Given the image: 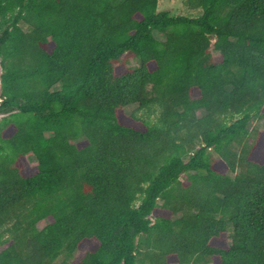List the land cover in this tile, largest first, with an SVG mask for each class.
<instances>
[{
  "label": "trees",
  "instance_id": "obj_1",
  "mask_svg": "<svg viewBox=\"0 0 264 264\" xmlns=\"http://www.w3.org/2000/svg\"><path fill=\"white\" fill-rule=\"evenodd\" d=\"M157 1L0 0V264H264V0Z\"/></svg>",
  "mask_w": 264,
  "mask_h": 264
},
{
  "label": "rangeland",
  "instance_id": "obj_2",
  "mask_svg": "<svg viewBox=\"0 0 264 264\" xmlns=\"http://www.w3.org/2000/svg\"><path fill=\"white\" fill-rule=\"evenodd\" d=\"M157 11H166L171 16H185V17H191V18L198 17L200 15L199 10H189L185 4V0H158L157 1ZM154 38L158 41H162L163 35L159 33H154ZM210 55L212 56V60L214 62L219 61V57L216 52L211 50ZM118 64H122L124 68H128V67H135L137 63L135 60L131 58H126V59L124 58V59H121ZM134 109H135L134 105L127 106L123 110H121V114L125 118H127L129 117V114L133 112ZM200 114L198 113V115ZM137 127L140 128L139 126ZM247 129L256 130L258 132H264V119H258V118L251 119L247 124ZM7 134H9V132ZM21 162L25 168L29 169L27 173H30V171L32 172L33 165L35 162L33 161V158L31 156L28 155L27 157L23 158ZM49 222H50V219L47 218L42 221H39L36 224V226L38 229H40ZM88 243L90 242L88 241L86 243L84 242L81 243V245L78 247L76 252L73 253V259L71 260V264H76L81 254L89 248V246L86 245ZM212 245H215L216 247L226 248L227 240L224 235H221L217 241H214L212 243ZM169 259L173 260V258H169ZM208 264H218V260L216 258L212 259L211 262Z\"/></svg>",
  "mask_w": 264,
  "mask_h": 264
}]
</instances>
